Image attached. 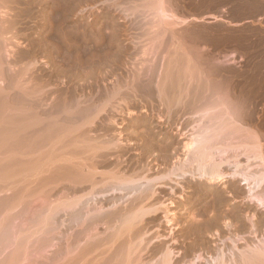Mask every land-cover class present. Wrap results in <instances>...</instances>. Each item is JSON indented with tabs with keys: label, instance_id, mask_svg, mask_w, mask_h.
Listing matches in <instances>:
<instances>
[{
	"label": "rangeland",
	"instance_id": "obj_1",
	"mask_svg": "<svg viewBox=\"0 0 264 264\" xmlns=\"http://www.w3.org/2000/svg\"><path fill=\"white\" fill-rule=\"evenodd\" d=\"M262 12L264 0H0V235L18 226L0 264H208L231 244L253 264L244 249L264 239V209L240 179L210 186L217 197L189 177L152 180L184 163L207 119L264 159ZM122 180L151 181L154 198L106 191ZM78 209L77 227L60 214L45 234Z\"/></svg>",
	"mask_w": 264,
	"mask_h": 264
},
{
	"label": "bare ground",
	"instance_id": "obj_2",
	"mask_svg": "<svg viewBox=\"0 0 264 264\" xmlns=\"http://www.w3.org/2000/svg\"><path fill=\"white\" fill-rule=\"evenodd\" d=\"M148 3V2H147ZM146 3V4H147ZM143 4V3H142ZM78 6V5H77ZM156 7V6H154ZM160 8V7H159ZM103 9V8H102ZM152 9V8H151ZM165 10V9H164ZM137 13V12H136ZM135 13V14H136ZM157 13V12H156ZM142 15V14H141ZM136 16V15H135ZM75 18V16H74ZM156 21V20H155ZM159 21V20H158ZM103 25V24H102ZM136 29V28H135ZM142 32V31H141ZM144 32V30H143ZM161 34V33H160ZM162 35V34H161ZM83 37V36H82ZM101 38V37H100ZM153 39V38H152ZM174 42V41H173ZM169 46V45H168ZM170 50V49H169ZM179 50V49H178ZM177 56V55H176ZM124 60V59H123ZM172 60V58H171ZM149 64V63H148ZM142 65V64H141ZM178 65V64H177ZM166 66V65H165ZM183 75V74H182ZM102 76V75H101ZM149 78V77H148ZM185 79V78H184ZM190 79V78H189ZM164 80V79H163ZM147 81V80H146ZM149 81V80H148ZM185 82V81H184ZM169 83V82H168ZM192 84V83H191ZM171 85V84H170ZM165 86V85H164ZM136 87V86H135ZM151 89V87H150ZM163 89V88H162ZM107 91V90H106ZM164 92V90H162ZM141 92V91H140ZM146 92V91H145ZM162 92V93H163ZM138 93V92H137ZM166 94V93H165ZM115 95V94H114ZM161 96V95H160ZM175 96V95H174ZM183 96V95H182ZM189 96V95H188ZM187 96V97H188ZM108 98V97H107ZM163 99V98H162ZM207 99V98H206ZM19 100V99H18ZM66 103V102H65ZM202 103V102H201ZM109 104V103H108ZM142 104V103H141ZM110 105V104H109ZM180 105V104H179ZM230 105V104H229ZM96 107V106H95ZM197 108V107H196ZM222 108V107H221ZM70 109V108H68ZM209 109V108H208ZM194 110V109H193ZM202 110V109H201ZM231 110V109H230ZM83 111V110H82ZM81 111V112H82ZM88 111V110H87ZM83 112V114L86 116V114L88 115L90 112ZM90 111V110H89ZM197 111V110H196ZM224 111V110H223ZM228 111V110H227ZM122 112V111H121ZM236 112V111H235ZM233 112V114L235 113ZM80 114L79 111V118L83 115ZM214 114V113H213ZM212 114V115H213ZM211 115V114H210ZM182 116V115H181ZM228 117V116H226ZM216 118V117H215ZM231 118V117H230ZM75 119V118H74ZM20 120V119H19ZM63 120V119H62ZM93 120V119H92ZM234 120V119H233ZM206 122H203L204 124L202 125L203 127H201L198 131L199 133L197 134L198 136H193L191 139H189V144H187V147H191L188 155H187V159L184 161V163L180 162V165H178V167H174L171 169L170 172L167 173V175L165 177H156L154 180H152L153 182H156V185L158 183L161 184L163 183L165 180V178L169 179V175H173L175 181H179L181 180H186L187 177L190 178L191 180L194 181H198L197 184V193L200 196H216L217 197V193H212V187L210 186H214V185H221L222 183H225L227 178H230L231 180H236V179H240L241 185H245L244 187H246L247 189V198L254 203V205L258 208L264 209V159L261 155L260 149L258 150L257 147L253 148L252 150L254 151H247L245 149H241L240 147H234L230 146V144L233 143H241L242 141H244L242 138L238 137L240 135H238L237 137H230L227 133V130L229 129H225L223 127H221L219 125V123H217L218 121H216L217 124L211 122L210 120H205ZM76 122V121H75ZM44 123V122H43ZM42 123V124H43ZM166 123V122H165ZM85 125V124H84ZM89 125V122H88ZM224 125V124H223ZM26 126V125H25ZM67 126V125H66ZM88 127V126H87ZM131 127V126H130ZM61 128V127H60ZM199 128V127H198ZM213 128V129H212ZM210 129V130H209ZM218 130V131H214V130ZM82 130V129H81ZM71 131V130H70ZM214 131V132H213ZM64 132V131H63ZM230 132V130H229ZM148 133V132H147ZM144 134V133H143ZM200 134V135H199ZM230 134V133H229ZM235 134V133H234ZM150 135V134H149ZM47 136V135H46ZM249 140V139H248ZM248 140H245L246 143H248ZM79 141V140H78ZM57 142V141H56ZM233 142V143H232ZM253 142V141H252ZM249 143H251V140H249ZM77 145V144H76ZM40 147V146H39ZM25 148V146H24ZM103 147H101L100 149H102ZM109 146L104 147L102 150L104 149H108ZM256 149V150H255ZM65 151V149L63 150ZM78 151V150H77ZM100 151V150H98ZM114 151V150H113ZM123 151V150H122ZM96 152V151H95ZM111 152V151H110ZM155 152V151H154ZM244 154H243V153ZM240 153H242L243 155H245L247 158H252L253 160H256V162H260V166H256V171H254L253 173H250V171L246 172L243 171L241 169V167L238 166V164H236L237 162V158L239 157ZM46 154V153H45ZM57 154V153H55ZM109 156L110 153H104L99 157V159H101L102 161H100L101 163H107L109 160ZM68 158V157H67ZM95 158V157H93ZM168 159V158H166ZM55 160V159H54ZM57 161V160H56ZM233 162V166H231L233 169L232 174L230 175H226L225 172L223 173L224 167L229 166L230 162ZM42 163V162H41ZM65 164V162H64ZM80 166V165H79ZM33 168V167H32ZM91 170V169H90ZM108 172V171H107ZM66 174V173H65ZM103 174V173H102ZM172 177V176H171ZM101 179V178H100ZM115 179V178H114ZM173 179V180H174ZM130 180V179H129ZM139 180V179H138ZM79 181H82L81 183H89L94 184L96 181L94 179V174L92 171H79ZM115 181V180H114ZM163 181V182H162ZM169 181V180H168ZM171 181V180H170ZM169 181V182H170ZM94 182V183H93ZM134 181H117V184H113V186H107L105 187L106 191H123V192H132V193H137L139 192L138 195V199H152V196L154 198L155 195V189L153 185H150V182L148 180V182H146L143 186H134V185H128L131 184ZM189 182V181H188ZM72 183V182H71ZM79 183V182H78ZM96 184V183H95ZM94 184V185H95ZM127 184V185H126ZM134 184V183H133ZM136 184V183H135ZM192 184V183H191ZM195 184V183H194ZM80 186V185H79ZM106 186V185H105ZM160 187H162L161 185H159ZM157 187V188H160ZM192 187V186H191ZM156 188V189H157ZM215 188V187H214ZM94 189V188H93ZM103 189V191L105 190ZM102 192V188L100 189ZM137 190V192H135ZM108 191V192H109ZM84 193V192H83ZM104 193H106L104 191ZM217 194V195H216ZM220 195V194H219ZM95 196V195H94ZM137 197V194H136ZM220 197V196H219ZM120 198V197H119ZM91 199L93 200V198L91 197ZM90 199V201H91ZM111 199V198H110ZM127 199V198H126ZM94 201V200H93ZM134 201V200H133ZM138 201V200H137ZM197 201V200H196ZM221 201V200H220ZM249 201V202H250ZM150 202V201H149ZM134 203V202H133ZM143 204V203H142ZM163 205V204H161ZM167 206V205H166ZM116 207V206H114ZM160 207V206H159ZM159 207L157 206H153L150 209L147 210L146 214H154L159 210ZM162 209H164L163 207H161ZM160 208V209H161ZM90 209V208H89ZM165 210V209H164ZM82 211V210H81ZM167 211V210H165ZM164 211V212H165ZM116 212V211H115ZM162 212V211H161ZM130 213V212H129ZM169 213V212H168ZM127 214V212H126ZM133 214V213H132ZM97 215V214H96ZM110 218H112L111 216L114 217V213L112 212L111 214H109ZM116 216V215H115ZM166 216V215H165ZM145 217V216H144ZM119 218V217H118ZM132 218V217H131ZM143 218V216H142ZM166 218V217H165ZM141 219V218H140ZM184 219V218H183ZM211 219V218H210ZM96 220V219H95ZM142 220V219H141ZM150 220V219H149ZM214 220V219H213ZM97 222V221H96ZM126 222V221H125ZM170 223V222H169ZM220 223V222H219ZM86 224V223H85ZM137 224V223H136ZM143 224V223H142ZM217 224V221H216ZM133 225V224H132ZM90 226V225H89ZM108 227V226H107ZM121 227V226H120ZM139 227V226H138ZM139 231V230H138ZM196 232V231H195ZM205 232V231H204ZM121 233V232H120ZM124 233V232H123ZM131 233V232H130ZM121 235H123L121 233ZM113 236V235H112ZM121 237V236H120ZM190 237V236H189ZM138 239V238H137ZM262 241L258 240L259 242L257 244H255L254 246H250V247H246V249L244 250H248L246 252H248L250 250L251 255H248L247 260L251 262L258 261L259 259L261 260L262 258H264V239H261ZM233 241V240H232ZM236 242V241H235ZM231 243V242H230ZM118 246V245H117ZM232 246V247H231ZM231 249H235V247L233 248V244H231ZM249 246V245H248ZM225 247V246H224ZM228 247V246H227ZM250 248V249H249ZM230 248H226V252L224 250H221L218 255L216 257H213L211 259V261H209L208 264H232L231 262H234V264H238L239 261V256H237L233 250H231ZM244 250L240 253H243ZM219 251V250H218ZM224 251V252H223ZM168 254V253H167ZM246 254V253H245ZM243 253V255H245ZM242 256V258H244L245 256ZM263 256V257H262ZM246 259V258H245ZM109 260V259H108ZM112 260V259H110ZM160 260V259H159ZM244 260V259H242ZM164 261V260H163ZM123 262V261H122ZM165 262V261H164ZM246 262V261H245ZM264 262V261H263ZM106 263V262H105ZM167 263V262H166ZM253 263V264H254ZM257 263V262H256ZM168 264V263H167ZM244 264V263H243ZM247 264V262H246ZM252 264V263H251Z\"/></svg>",
	"mask_w": 264,
	"mask_h": 264
},
{
	"label": "water",
	"instance_id": "obj_3",
	"mask_svg": "<svg viewBox=\"0 0 264 264\" xmlns=\"http://www.w3.org/2000/svg\"><path fill=\"white\" fill-rule=\"evenodd\" d=\"M62 214L66 217V224H65V229H72L78 226L79 224V219L81 216V210L73 211V212H67V211H57L51 218V222L46 226L45 228V234L50 233L53 229L58 227L57 223V217ZM23 217V212L19 210L15 216H13V220L19 219ZM36 218H29L27 220V224L32 225L35 222ZM18 226H10L9 224H6L1 232L0 235V251L3 250V248L6 246L9 233L12 232L13 230H17ZM80 232L75 235V238L80 237Z\"/></svg>",
	"mask_w": 264,
	"mask_h": 264
},
{
	"label": "crops",
	"instance_id": "obj_4",
	"mask_svg": "<svg viewBox=\"0 0 264 264\" xmlns=\"http://www.w3.org/2000/svg\"><path fill=\"white\" fill-rule=\"evenodd\" d=\"M264 17V12H262V15H261V17H259V18H263Z\"/></svg>",
	"mask_w": 264,
	"mask_h": 264
}]
</instances>
